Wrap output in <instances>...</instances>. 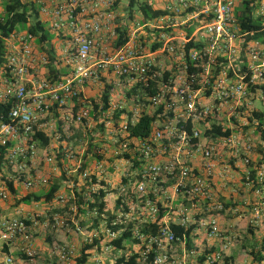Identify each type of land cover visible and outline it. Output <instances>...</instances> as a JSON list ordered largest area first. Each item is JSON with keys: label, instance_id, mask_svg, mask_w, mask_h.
I'll list each match as a JSON object with an SVG mask.
<instances>
[{"label": "built area", "instance_id": "built-area-1", "mask_svg": "<svg viewBox=\"0 0 264 264\" xmlns=\"http://www.w3.org/2000/svg\"><path fill=\"white\" fill-rule=\"evenodd\" d=\"M143 1L161 15H123L117 0H24L53 36L55 65L65 72L49 79L50 56L30 33L4 39L0 205L15 203L10 185L26 194L48 187L47 165L65 189L32 211L20 206L15 213L14 206L6 214L0 206V264H32L41 231L83 237L94 246L85 264H105V257L116 263L122 250L113 243L130 227L138 251L128 254L139 253V264H237L227 250L240 238L225 236L216 215L243 217L242 208L252 206L250 225L264 220V158L252 160L264 146V37L242 29L245 0ZM252 7L264 34V0ZM125 28L128 40L118 46ZM143 116L156 119L150 139L129 138ZM38 133L50 139L47 147ZM237 162L248 168L243 207L227 208L216 179L223 188L236 186ZM97 198L109 213L94 205ZM148 224H158L156 235L142 234ZM172 225L194 227L191 241L203 232L221 248L201 252ZM253 251L263 256L253 264H264V238ZM50 254L60 264L77 255L61 243Z\"/></svg>", "mask_w": 264, "mask_h": 264}, {"label": "trees", "instance_id": "trees-1", "mask_svg": "<svg viewBox=\"0 0 264 264\" xmlns=\"http://www.w3.org/2000/svg\"><path fill=\"white\" fill-rule=\"evenodd\" d=\"M258 2V0H245L244 1V10L239 14V19L241 21L242 29L248 32H255L254 38H263L264 34L260 32L261 25L260 21L254 20V9L252 5ZM122 0H117L116 5H120ZM128 12L132 18L142 16L143 19H155L161 12L158 10H154L147 5L143 0H129L128 2ZM19 27H22V30H19ZM28 32L33 35L37 39V43L41 46V48L48 53L51 59V65L49 66L50 75L49 79H58L65 72L64 69L58 68L55 65L56 61V53L53 45L51 44L53 40V36L46 30V26L39 19V13L35 6H29L24 2V0H5L4 3V14L0 18V65L4 64V48L3 41L4 39L10 37L14 32ZM121 36L118 41V46H123L126 44L128 38H126L127 32L126 28L124 31H121ZM61 79V78H59ZM108 92L104 93V98L107 100ZM117 119H119V114L117 115ZM156 119L151 116H143L139 119L138 123L129 128V138L137 139L140 141H148L152 135L154 123ZM35 139L39 142L41 147H47L49 145L50 139L47 138L43 133H38ZM92 144V143H91ZM252 178L256 179V171L253 172ZM77 180H75L76 182ZM256 181V180H255ZM10 188L15 193V200L18 201V204L31 205L32 203H41V204H50L52 203L57 195L60 193L63 188V184L57 179L52 182V184L41 194H29L26 196L20 197L18 195V190L15 187L10 185ZM103 194H101V198H103ZM81 199V198H80ZM95 206L99 207L100 212L109 213L108 204L104 202V200L97 198ZM81 202V201H80ZM82 203V202H81ZM166 210H161L159 215V221L166 215ZM110 218H114V216H110ZM172 229L176 233L178 237H186L188 241V245L191 246L190 237L194 231V227L186 230L179 225H172ZM159 226L158 224H148L142 228V234L144 235H156L158 233ZM253 232V230H251ZM134 242L137 243V239L135 238V234L130 227V230L124 232L117 240L114 241L113 245L117 248V250H124L125 243ZM93 245H87L82 251L81 257L78 259V264H85L88 260L89 254L88 251L93 249ZM251 256L254 262H262L263 256L260 252L255 253L253 250L251 251ZM139 253L132 254H122L117 258V264H139Z\"/></svg>", "mask_w": 264, "mask_h": 264}, {"label": "crops", "instance_id": "crops-1", "mask_svg": "<svg viewBox=\"0 0 264 264\" xmlns=\"http://www.w3.org/2000/svg\"><path fill=\"white\" fill-rule=\"evenodd\" d=\"M45 72H47V71H45ZM85 93H86V95L91 96L92 93H94V92H92V89L86 88ZM81 133L79 132L77 134V139L81 138V136H82ZM71 140L74 141V137ZM69 141H64V142H62V144H67V143H69ZM263 158H264V146L263 147L258 146L257 150L252 155V160L254 162H258V161L262 160ZM247 170H248L247 166H245L241 162L236 163V166H235V172H236L235 178L237 181L236 186L229 185L227 188H225V187L223 188L221 181L216 179V187H215L216 193L219 196L220 200L226 204L227 208L228 207H236V206L243 207L242 198L245 195L244 190H246V188L244 187V184H245V176H246ZM42 173L45 175H50V177L54 176L55 177V178L53 177L54 179L61 177V174L58 171H53V169L49 165L44 167V171ZM62 184H63V182H62ZM166 185L170 189L171 192L174 191L173 182H168ZM64 187L65 186L63 185V188L61 190L65 189ZM242 187H243V190H242ZM16 189L18 190L19 196L21 193H24V192H22L23 188L21 185H17ZM241 190L243 193H241ZM44 191H45V188H39V189L33 191L31 194H33V193H35V194L41 193L42 194ZM178 198H179V196H178ZM253 199H255V198L253 197ZM255 200H257V199H255ZM34 204L40 205L41 203H32L31 205H26V206L20 204L18 207H15V213L19 209L20 206H24L26 210H27V208H29V210L31 209V211H32V210H34V209H32V208H34ZM49 205H42V208L40 206L39 207L40 212L41 213H45V212L47 213V211H48L47 209H49ZM0 206L2 207V209L5 210L6 214H13L14 213L13 209L11 207L7 206L6 204H1ZM242 209H245L248 212H247L246 216L244 215L243 217H238L237 219H230L229 220V219H227V217H228L227 214L226 215H223V214L216 215V217L219 221L221 230L223 231L225 236H230V235H236L237 236L238 235L240 238V241L234 242L230 246V248L227 250V254L232 256L233 258H235L236 252H238L237 254L239 257L242 256L241 254H239L237 247H238V245H243L244 240H245V236L240 234V230L242 228L243 229L246 228L247 224L250 225V219L252 218V206H249L248 208L243 207ZM42 211H45V212H42ZM56 211L63 214L65 210L63 207L58 206ZM170 221H172L174 223L177 221V218L176 219L173 218ZM263 227L264 226L262 224H260V226H257V228L262 229V230H263ZM254 231H258V230L255 229ZM198 235H200L199 238H202L203 243L206 244V242H207L208 247H211L212 250H218L221 248V243H222L221 240H215V239L208 240L206 238L205 234H203V232H201V234H198ZM198 235L196 234V237ZM258 240H260L259 243H261L262 238H258V236H255L254 242L257 243ZM83 241H84L83 237L77 236L73 233L62 232L60 234V236L56 237L50 231H47V232L41 231L40 235L35 236V240H34V247L38 251L39 257L35 261H33L32 264H60V263H58L57 260L51 259L52 257H51L50 253H51V250H52L55 243H61L62 245H66L68 247L74 248L76 250L77 255L70 264H78V259L81 257V254H82V251L84 250V248L87 246V245H85V243ZM197 242H198V238L193 237V240L191 241V243L198 244ZM125 246H126V249L120 251L119 255L128 254L131 251H138V247L133 245L132 243H129V244L126 243ZM204 247L206 250L207 249L206 245H204ZM176 249H177L176 252L177 251H178V253L181 252V249L179 247H176ZM176 252H175V254H177ZM88 254L90 255L89 252H88ZM243 254H245V253H243ZM89 259H90V256L88 257V260ZM238 259H240V258H238ZM104 260H105L104 261L105 264H116L114 261L110 260V258H108V257L107 258L105 257ZM237 264H242V263L237 262Z\"/></svg>", "mask_w": 264, "mask_h": 264}, {"label": "rangeland", "instance_id": "rangeland-1", "mask_svg": "<svg viewBox=\"0 0 264 264\" xmlns=\"http://www.w3.org/2000/svg\"><path fill=\"white\" fill-rule=\"evenodd\" d=\"M4 3H5V0H0V16L3 15L4 13ZM127 3H128V0H122V5H121V14L125 15V13L127 12ZM124 19V17H121V22H123L122 20ZM23 28L22 27H19V30H22ZM54 176L51 177L50 179V185L52 184L53 181H55L56 179L53 178ZM58 181H60L59 178H57ZM47 188V187H46ZM26 195H29V194H26L25 192L24 193H21L20 194V197L22 196H26ZM8 205H11L12 208L15 206V207H18L19 204H18V201L15 200V203H12V204H8ZM228 217L227 219H237L238 217L236 215H233V214H227ZM261 224L264 226V220L261 222ZM255 229H257L258 231H254ZM242 230V231H241ZM240 230V234L244 235L245 236V240H244V243L243 245H238L237 249L239 251V254H241L242 256L239 257L238 256V252H236L235 254V259H237V262H241L242 264H253L254 261L252 259V256H251V251L255 248V246H257L259 244V241H257V243L254 242L255 240V236H258V238H264V227H263V230L262 229H259V228H254L250 225L247 224L246 228H242ZM253 230V232L251 231ZM260 236V237H259ZM200 235H198L196 238H198V244H196L197 246V250H200L201 252L204 251L205 247L204 245H206L207 248L208 245H207V242L206 244L203 243L202 241V238H199ZM257 244V245H256ZM245 253V254H243ZM240 258V259H238Z\"/></svg>", "mask_w": 264, "mask_h": 264}]
</instances>
